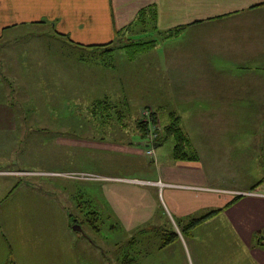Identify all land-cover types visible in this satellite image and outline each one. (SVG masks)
<instances>
[{"label":"rangeland","instance_id":"374dc122","mask_svg":"<svg viewBox=\"0 0 264 264\" xmlns=\"http://www.w3.org/2000/svg\"><path fill=\"white\" fill-rule=\"evenodd\" d=\"M27 25H22V32L2 33L4 38L0 40V63L3 72L14 80V87H20L15 80L21 74L31 73L22 97L27 98L26 117L33 123L26 128V138L14 147L13 154L5 155L10 157V169L26 173L17 171L21 173L7 178L12 181L8 190L0 188V264H189L178 249L167 253V258L165 250L161 249L172 241L162 245L169 231L176 229L173 221L161 226L157 224L160 222L147 220L127 231L118 223L105 198V186L118 184L67 175L89 172L121 178L151 176L156 167L145 151H153V146L136 142L132 120L139 115L140 107L152 105L154 109L175 110L179 117L182 115L185 118L181 124L183 130H192L189 134L195 136L196 141L201 138V129L195 127L194 118L212 119L207 122L213 125L210 128L213 132L209 134L216 139L201 142V147L208 150L212 145L218 146L213 154L217 156L212 158L215 162L218 156L225 155L221 149L227 148L229 153L219 157L218 168L223 170L225 162L229 163L230 180L238 181L237 185L249 190H261L264 186V90L261 89L264 68L259 61L262 49L257 53L259 58L251 54L232 63L228 58L210 53L204 40L188 41L191 36L186 32L171 37L157 35L146 20L135 23L123 35L124 40L153 38L155 44L128 58L121 44L115 43L119 48L113 55V69L107 64L91 62L89 52L79 51L65 38L52 34L46 22L34 35L23 31ZM254 30L252 26L244 38L256 41ZM28 36V40H21ZM19 56L27 58L28 62L12 58ZM171 57L175 62L205 63L200 68L206 67L207 71L201 76L218 75L212 82L228 75L234 79L243 75L254 78L237 81L229 94L221 91L211 105L199 102L194 105L190 101L188 108L186 103L178 106L179 96H185L176 94L175 91L180 90L178 82L172 86L175 70ZM202 79L199 77L197 81ZM226 82L229 84L228 79ZM115 87L127 90L125 98L131 112L124 119L123 128L111 115L112 125L101 133L91 125L98 118L96 112L91 113L90 105L108 96ZM221 88L227 89L224 83ZM17 89L10 93L11 97H15ZM196 92L197 89L189 96L195 99ZM116 99L122 101V98ZM92 114L95 117H91ZM209 134L205 133L204 137ZM131 140L135 141L128 146L136 148L137 152L115 150V146L127 145ZM170 145L167 141L157 145L154 148L157 156L163 160L164 154L170 153ZM117 183L123 184L129 207L137 185L133 181ZM143 185L139 187L146 189ZM223 187L229 186L224 184ZM234 199L243 197L236 194ZM80 205L86 209L78 207ZM87 209L94 211L96 217ZM162 210L158 205L154 216L158 212L165 215ZM154 216L153 219H162ZM72 225L82 231L73 230ZM182 226L184 224L180 230ZM185 240L188 242L186 237Z\"/></svg>","mask_w":264,"mask_h":264},{"label":"crops","instance_id":"0c3cea01","mask_svg":"<svg viewBox=\"0 0 264 264\" xmlns=\"http://www.w3.org/2000/svg\"><path fill=\"white\" fill-rule=\"evenodd\" d=\"M151 4L154 7V24L157 28L182 25V34L186 32L191 36L192 40L188 41L202 39L210 53L228 58L232 63L239 62L242 57L257 54L262 49L259 61L264 68V0H0V40L4 38L2 33L22 32V25L25 24L31 28L27 29V25L23 31L34 35V31L39 33V27L46 22L51 33L54 30L72 41L82 42L80 44L105 43L113 40L114 31L128 23L137 11ZM252 26H255L256 41L244 38ZM29 38L30 36L21 40L26 41ZM256 57L259 58L258 54ZM12 58L21 63L28 62L27 58L22 59L20 56ZM170 61L174 63L175 70L171 77L172 86L178 82L180 90L175 92L185 96H179L178 106L186 103L187 108L190 101L194 105L196 102L211 105L221 91L229 94L237 81L254 78L243 75L234 79L228 75L212 82L218 75L208 78L201 76L207 71L206 67L203 70L200 68L205 63H185L182 60L175 62L172 57ZM0 64V188L7 191L12 185V181L7 178L21 173L17 171L26 173L23 170L10 169V157L5 155L13 154L14 147L17 148L26 138V128L33 124L26 117L27 98L22 97V93L26 94V81L31 73L21 74L15 80L20 87H14V80L7 72H3V65ZM26 70L29 71L28 66ZM199 77L203 79L197 81ZM262 82L261 89L264 90V80ZM222 83L227 89L221 88ZM16 88L17 93L13 98L10 93ZM196 89L197 96L194 99L189 95ZM121 90L122 88L115 87L108 96H116ZM31 111L35 112L34 106ZM180 117L183 123L185 118L182 115ZM194 119L195 127L201 129V138L196 141L195 136L189 134L192 130L188 131L187 128L185 133L196 150L197 160H173L168 152L162 160L157 156V149H154L157 144L152 145L153 151L148 156H151V162L156 168L151 176L121 178L98 175L99 180L118 184L114 187L110 184L104 185L106 201L114 211L118 223L127 231L147 220L160 222L157 224L161 226L167 221H173L176 229L169 232L175 236L169 244L161 248L165 250L166 258L167 253L178 249L189 264H264V186L261 190H249V187L237 185L238 181L230 180L231 165L225 162L223 170L218 168L219 157H225L229 153L227 148L221 149L225 155L218 156L215 162L212 158L217 156L213 154L218 146L212 145L208 150L201 147V142L216 139L209 134L213 132L210 129L213 125L207 122L212 119ZM205 133L209 135L204 137ZM229 133L233 134V131ZM225 134L228 135L227 132ZM134 141L131 140L124 146L119 144L115 146V150L137 152L136 148L128 146ZM138 143L145 146L140 141ZM206 155L208 156L205 157ZM131 181L137 187L134 195L130 197L131 204L128 207V195L123 184L117 182ZM224 184L229 187H223ZM142 185L146 189L139 187ZM236 194L243 199L235 200ZM158 205L162 206L163 213L166 212L165 215L159 212L155 215L162 218L160 220L153 219ZM211 211L215 213L187 228L185 232L180 230L181 224H184L182 228L187 225L188 217L195 218Z\"/></svg>","mask_w":264,"mask_h":264},{"label":"trees","instance_id":"16d2710c","mask_svg":"<svg viewBox=\"0 0 264 264\" xmlns=\"http://www.w3.org/2000/svg\"><path fill=\"white\" fill-rule=\"evenodd\" d=\"M146 20L150 22L151 29L155 31L157 35H162L165 37L174 36L183 28L182 25H176L166 29L157 28L154 24L155 11L154 7L151 4L137 11L134 17L128 23L117 28L114 31L115 38L105 43L84 45L72 41L64 34H61L54 30L52 31V34L57 35L61 38H65L79 51L89 52L91 62L94 61L100 64H107L110 68L114 69L113 55L119 48V45L115 43L121 44L120 47L122 48L124 55L128 58H133L136 54L148 50L155 44L156 41L153 38L146 39L144 41L124 40L123 35L130 31V28L135 23L143 21L145 22ZM85 55L86 57L88 56L87 53ZM126 92L127 90L122 89L116 96L112 97L105 95L103 99L94 101L95 107L93 106V104L90 105L92 106L90 108L91 113H97L96 117L98 118V120L93 119L96 122L90 121L92 122L91 125H93L97 131H101V133L106 132V128H109L110 125H112V118H110L111 115L114 116L116 123L121 128L125 126L124 119L128 117L131 112V109L130 107H128V103L126 102L125 98ZM116 98H122V101L117 100ZM149 106L150 105L140 107L139 115H137V117L133 118L132 120V124L134 126V136L138 138L136 142H139L141 140L140 142H142V144L144 145L154 146L155 144L159 145L162 142L167 141L171 143L170 156L173 160H197L198 157L196 150L191 145L187 134L181 126L182 121H180L179 115L174 112H169V110L160 111L157 108L154 109V107L151 105L153 107L152 109V107ZM91 117H95V114H92ZM78 207H83L86 209V207L81 205ZM88 212L92 214L94 218L96 217L94 215V211L88 210ZM214 213L215 212L211 211L207 214L199 215L195 218L188 217L189 220L187 222V225L182 228V232H185L187 227L189 228L191 226H194L196 223L201 222ZM88 222L91 223V220H88ZM93 228L96 230L95 227ZM174 236V233H169L168 236L162 241V245H165L167 242L171 241Z\"/></svg>","mask_w":264,"mask_h":264},{"label":"built area","instance_id":"2783aa9c","mask_svg":"<svg viewBox=\"0 0 264 264\" xmlns=\"http://www.w3.org/2000/svg\"><path fill=\"white\" fill-rule=\"evenodd\" d=\"M144 113V111H143ZM151 149H147L145 151L146 154L150 155L151 154ZM68 177L71 178H76V179H83V180H95L100 178L99 176L89 173V172H70L67 175ZM262 233H264V227L262 228Z\"/></svg>","mask_w":264,"mask_h":264},{"label":"water","instance_id":"95a60500","mask_svg":"<svg viewBox=\"0 0 264 264\" xmlns=\"http://www.w3.org/2000/svg\"><path fill=\"white\" fill-rule=\"evenodd\" d=\"M71 228L73 229V230H76V231H78V232H81L82 230H81V228L79 227V226H71Z\"/></svg>","mask_w":264,"mask_h":264}]
</instances>
